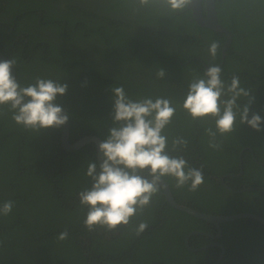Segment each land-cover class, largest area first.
I'll return each instance as SVG.
<instances>
[{
	"label": "trees",
	"instance_id": "trees-1",
	"mask_svg": "<svg viewBox=\"0 0 264 264\" xmlns=\"http://www.w3.org/2000/svg\"><path fill=\"white\" fill-rule=\"evenodd\" d=\"M215 9L233 34L222 61L225 35L197 26L190 10L172 11L165 0H0V55L16 60L22 87L37 77L68 85L56 103L69 116V143L107 137L114 126L112 87L123 86L133 100H171L176 112L165 129L167 152L204 175L195 192L164 178L175 202L205 214L264 219V123L257 131L237 117L234 132L217 134L216 150L205 133L215 130L214 120H193L182 107L189 83L206 71L202 63H222L226 84L236 76L250 93L237 103L249 107V118L264 120V0H215ZM213 41L215 57L208 52ZM60 132L25 129L0 106V206L14 202L9 215H0V264H215L221 249L208 246L214 241L225 250L217 264H264V227L247 218L220 224L217 240L191 235L188 250L190 232L216 236L217 230L172 208L162 188L127 226L89 231L78 194L92 186L85 173L97 163L95 145L67 151ZM176 138L186 139L187 148L173 150ZM142 221L148 227L137 234Z\"/></svg>",
	"mask_w": 264,
	"mask_h": 264
},
{
	"label": "clouds",
	"instance_id": "clouds-1",
	"mask_svg": "<svg viewBox=\"0 0 264 264\" xmlns=\"http://www.w3.org/2000/svg\"><path fill=\"white\" fill-rule=\"evenodd\" d=\"M149 2L140 0L141 4ZM191 2L165 0L172 11H182ZM218 48V42H211L209 54L215 57ZM15 64V59L0 60V106H8L12 119L25 129L39 132L65 125L69 116L56 103V98L66 94L68 85L37 77L35 83L22 87L13 75ZM156 75L162 79L166 73L161 68ZM112 93L114 126L98 145L99 165L96 162L88 164L85 174L92 180L91 188L78 194L80 204L88 208L84 224L89 231L96 227L113 231L119 226H127L133 216L151 204L166 177L174 178L177 188L188 187L192 192L204 183L202 169L189 166L183 156H170L167 152L165 129L176 112L171 100L163 97L133 100L123 86L112 87ZM249 95L248 90L240 87L236 76L226 84L222 79V68L213 64L189 83L182 107L193 120H214L215 130L209 127L205 133L209 137L208 146L218 150L221 144L217 143V134L225 136L234 132L237 117L240 124L261 130L264 123L261 116L254 113L249 118V107L237 103L241 97ZM172 144L173 150L185 149L188 141L176 138ZM13 207V201L4 202L0 206V215H9ZM147 227V221L140 222L137 234ZM68 236L65 230L59 233L58 239L63 241Z\"/></svg>",
	"mask_w": 264,
	"mask_h": 264
},
{
	"label": "water",
	"instance_id": "water-1",
	"mask_svg": "<svg viewBox=\"0 0 264 264\" xmlns=\"http://www.w3.org/2000/svg\"><path fill=\"white\" fill-rule=\"evenodd\" d=\"M186 9L190 10L191 17L197 26H199L201 28H207L213 32L221 33V34L225 35L226 39H225V41L222 45V48H221V59L223 60V58L225 57V53H226V51H227V49L231 43V39L233 37V34L230 33L229 30L226 29L224 26L219 24V22L217 20L216 9H215V0H192V2L187 6ZM0 60H8V58L3 56V55H0ZM208 67H205V69H207ZM12 71H13V75L15 76L14 68ZM68 136H69V121H67L65 125L61 126V132H60L61 146L67 151H72V150L79 149L80 147H82L83 145H85L87 143H93L95 145L96 158H97V163L99 165L100 158H99L98 145L101 142V140L98 137H96V136H85V137L77 140L74 143H69ZM244 150L250 151L251 149L248 147L244 148L240 152V156ZM241 173H242V171L239 172V174H237L235 176H239V175H241ZM222 180H223V177L221 178V181ZM162 192H163V196H164L165 201L172 208H174L178 211L184 212L188 215H191L197 219L203 220V221L208 222V223H212L217 230L216 236H208L207 234H203L202 232H199V231L198 232L197 231L190 232L184 239L185 247L188 250H193L188 245V239L191 235L200 234V235L207 236L213 240H217L218 238H220V236H221L220 224H222V223L247 218V219H252V220L259 222L264 227V219L258 215L252 214V213L243 212V213H237V214H232V215H227V216L211 215V214L201 213L199 211L188 208L187 206H184L182 204H178L173 199L171 191H170V189H169V187L165 181H164V186L162 187ZM208 246H216V247H219L221 249L219 258L215 262V264H217L219 262V260L221 259L222 255L224 254L225 250H224L223 246L221 244L217 243L216 241H214L212 244H210ZM206 247L207 246H204L200 249H204Z\"/></svg>",
	"mask_w": 264,
	"mask_h": 264
},
{
	"label": "flooded vegetation",
	"instance_id": "flooded-vegetation-1",
	"mask_svg": "<svg viewBox=\"0 0 264 264\" xmlns=\"http://www.w3.org/2000/svg\"><path fill=\"white\" fill-rule=\"evenodd\" d=\"M221 48H222V47H221ZM220 55H221V51H220ZM243 57H244V55H243ZM221 61H222V59H221ZM221 64H222V63H220L219 66H220ZM202 65H203L204 69H205V67L210 66V64H205V63H202ZM205 70H206V69H205Z\"/></svg>",
	"mask_w": 264,
	"mask_h": 264
}]
</instances>
